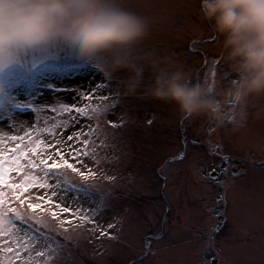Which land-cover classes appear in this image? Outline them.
Here are the masks:
<instances>
[{
  "label": "rangeland",
  "instance_id": "obj_1",
  "mask_svg": "<svg viewBox=\"0 0 264 264\" xmlns=\"http://www.w3.org/2000/svg\"><path fill=\"white\" fill-rule=\"evenodd\" d=\"M125 6L151 23L139 46L142 52L178 63L194 83L206 84L213 93L227 88L229 69L218 55L217 38L200 11L199 0H125ZM52 57L71 59L62 46L52 45L26 53L3 75L9 89L7 102L0 100V111L9 106L10 96L19 95L12 89L17 72ZM216 60L221 67L213 80ZM97 61L112 78L111 89L119 99L108 115L99 117L100 138L107 146L95 156L98 164L86 161L95 177L83 180L62 170L70 183L92 189V195L61 191L60 196L72 208L85 210L106 197L95 219L113 235L101 236L100 230L90 231L91 225L69 226L63 232L50 213L28 214L26 206L20 208L26 223L19 224L21 234L38 229L56 235L61 246L51 254V264H212L213 260L215 264H264V116H256L259 109L250 108L247 118L241 119L225 104L226 119L220 127L204 116L185 118L171 103L126 94L121 84L126 73L110 75L104 56L87 62ZM93 80L82 78L78 85L86 89ZM55 102L53 96L38 116L30 110L20 113L15 133L23 135L36 125L40 131L33 132L32 138L50 139L43 130L52 126L48 108ZM65 119L66 115L58 116L60 121ZM108 121L121 126L112 128ZM0 127L8 131L6 125ZM181 152L183 159H176ZM221 165H226L224 176ZM230 168L236 175L230 174ZM221 217L223 223L215 231ZM108 223L114 229L109 230ZM146 238H150L147 244Z\"/></svg>",
  "mask_w": 264,
  "mask_h": 264
},
{
  "label": "clouds",
  "instance_id": "obj_2",
  "mask_svg": "<svg viewBox=\"0 0 264 264\" xmlns=\"http://www.w3.org/2000/svg\"><path fill=\"white\" fill-rule=\"evenodd\" d=\"M199 3L231 76L216 93L194 83L178 63L140 50L151 23L125 0H0V100L7 102L8 95L3 75L26 53L60 45L74 60L106 57L110 75L126 73V94L171 103L185 118L204 116L223 126L225 104L241 119L253 107L264 116V0Z\"/></svg>",
  "mask_w": 264,
  "mask_h": 264
},
{
  "label": "snow or ice",
  "instance_id": "obj_3",
  "mask_svg": "<svg viewBox=\"0 0 264 264\" xmlns=\"http://www.w3.org/2000/svg\"><path fill=\"white\" fill-rule=\"evenodd\" d=\"M192 51L196 54L194 48ZM203 66H208L207 57ZM219 67L216 60L211 72L213 80ZM86 77L95 80L85 89L78 81ZM112 83L99 61L52 57L17 72L12 89L19 95L10 96L9 106L0 111V124L8 129L6 132L0 127V264H51L54 259L51 254L61 246L58 237L50 232L29 229L21 234L19 224L25 222V215L20 208L25 206L28 214L38 210L50 213L53 220H59L63 232L69 226L91 225L90 231L100 230L101 236L112 237L113 233L105 232L95 219L103 211L106 197H99L96 207L85 210L72 208L60 196L61 191L92 195V189L70 183L61 170L66 168L83 180L97 175L86 161L98 164L95 156L107 146L100 138L99 117L108 115L119 102L118 94L112 92ZM53 96L56 102L48 108L53 123L43 130L50 139H33L32 133L40 131L36 125L23 135L16 134L19 114L30 110L38 116ZM60 115H66L67 119L58 120ZM108 125L121 126L113 121H108ZM184 155L181 152L176 159H183ZM221 159L227 163V158ZM209 168L216 171L211 164ZM114 227L107 224L109 230ZM149 241L150 238L145 239L146 244Z\"/></svg>",
  "mask_w": 264,
  "mask_h": 264
},
{
  "label": "water",
  "instance_id": "obj_4",
  "mask_svg": "<svg viewBox=\"0 0 264 264\" xmlns=\"http://www.w3.org/2000/svg\"><path fill=\"white\" fill-rule=\"evenodd\" d=\"M215 263H216V261H215V260H213V261H212V264H215Z\"/></svg>",
  "mask_w": 264,
  "mask_h": 264
}]
</instances>
